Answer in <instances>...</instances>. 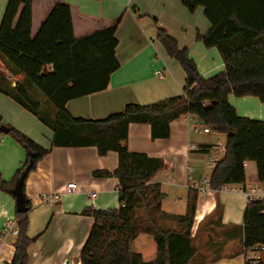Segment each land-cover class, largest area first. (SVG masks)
<instances>
[{"label": "trees", "instance_id": "obj_1", "mask_svg": "<svg viewBox=\"0 0 264 264\" xmlns=\"http://www.w3.org/2000/svg\"><path fill=\"white\" fill-rule=\"evenodd\" d=\"M34 0H9L0 25V92L12 97L53 131V147H89L100 156L114 151L118 166L113 171L93 172L97 178L118 180L120 206L95 209L84 215L93 218L90 233L81 249L80 264H190L197 253L192 236L198 189L189 192L185 214L163 210L165 193L153 178L165 170L163 158L132 152L127 147L132 123L149 124L153 139L170 136L171 123L193 115L210 131L225 135V154L210 176V186H240L245 190L246 161H254L258 181L264 184V120L240 116L229 95L252 96L264 105V0H183L190 13L199 7L211 24L210 31L197 39L207 48H217L225 63L224 70L206 78L190 56L188 48L163 27L157 39L167 54L177 60L186 73L182 95L151 103H128L122 110L105 118L75 117L69 101L103 91L120 67L116 49L119 22L77 38L71 6L57 3L36 35L32 33ZM157 23V22H156ZM13 76L22 80L12 84ZM1 121V118H0ZM0 122V127L2 126ZM10 135L26 151V159L0 189L12 192L24 176L28 177L50 154L46 149L12 126ZM3 133H0V135ZM206 151V150H204ZM16 211L18 235L15 253L7 264H28L29 248L39 236L30 237L29 212ZM221 211L222 207L217 206ZM175 223V228L171 224ZM244 248L264 246V199L249 201L243 216ZM140 234H149L157 244V256L145 261L134 250ZM250 264V263H249ZM256 264H264V259Z\"/></svg>", "mask_w": 264, "mask_h": 264}, {"label": "crops", "instance_id": "obj_2", "mask_svg": "<svg viewBox=\"0 0 264 264\" xmlns=\"http://www.w3.org/2000/svg\"><path fill=\"white\" fill-rule=\"evenodd\" d=\"M8 1L0 0V25ZM57 3L71 6L77 38L120 20L116 54L121 67L112 74L107 89L68 102V110L75 117L101 119L122 110L128 103L151 104L184 93L186 73L156 38L155 28L159 26H165L180 47L188 48L204 77L209 78L225 68L219 50L207 48L197 39L198 34L205 35L211 29L203 7L191 14L183 0H34L33 35L37 34ZM4 68L0 66L2 71ZM156 70L165 71V77H157ZM22 78L19 76L17 80ZM229 101L240 116L264 120V105L258 98L230 94ZM0 118L3 125L16 128L51 150L39 162L37 170L30 174L25 187L32 203L28 235L39 236L29 248L28 264H80L81 249L93 225V218L84 215L83 211L88 207L108 209L120 206L118 180L93 175L96 170L116 169L118 154L111 151L100 156L94 146L53 147V131L12 97L1 92ZM196 126L201 128L199 132L194 130ZM204 127L196 117L188 114L171 123L168 138L153 139L149 124L132 123L126 144L132 152L165 160L166 169L158 173L153 182L161 184L165 193L162 208L167 213L185 214L190 190H204V193L200 191L192 227L197 253L190 264H249L251 256L248 253L251 252L244 248L243 232V216L249 201L243 191H216L203 184V180H210L212 171L209 168L213 169L205 156L212 154L213 140L219 138L211 136L219 133L204 132ZM216 151L219 153V149ZM222 153L220 159L225 154ZM25 159V149L10 135L1 134L0 181L11 180ZM245 169L246 190L264 186L258 181L254 161H246ZM190 175L192 179L188 178ZM72 182L83 189L72 194L64 193L62 189ZM93 193L96 197H92ZM54 194H59L56 201L44 199L45 195ZM218 205L222 207L221 211L217 209ZM15 213L16 198L9 191L0 189V259L4 264L10 262L15 253L17 235L4 229ZM207 221L222 228L219 241L229 245L228 253L221 252L219 246L215 247L206 235H202V225ZM176 226L171 224L172 228ZM13 229L17 230V226ZM133 246L145 261L154 260L158 254L154 237L149 234H140Z\"/></svg>", "mask_w": 264, "mask_h": 264}, {"label": "built area", "instance_id": "obj_3", "mask_svg": "<svg viewBox=\"0 0 264 264\" xmlns=\"http://www.w3.org/2000/svg\"><path fill=\"white\" fill-rule=\"evenodd\" d=\"M155 74L157 77H160V78H163L166 75L165 71H163V70H156ZM10 77H13V75L10 74ZM194 130L196 132H199L201 130V128L199 126H196L194 128ZM203 131L209 132L210 130L208 127H204ZM220 146H221V150L223 152H225V144L220 143ZM218 160L219 159L217 157H209V166L214 168V166L216 165ZM188 178L192 179L191 175ZM203 184L210 186V180L209 179L203 180ZM82 189L83 188L78 186L75 182H72V183H69L67 186H65L62 189V191L64 193H67V194H72L76 191H81ZM220 190L243 191L247 195L248 201L264 199V190L261 187L251 188L249 190H246V189L242 190L241 188L234 187V186H223ZM200 191H202V193H204L203 192L204 190L202 188ZM58 197H59V194L45 195L44 199L49 201V202H54V201H56V199ZM92 197H96V194L93 193ZM10 232H12V234L18 235V230H15L13 228L10 229ZM250 252L252 253L251 258H250V264H256L257 262L264 259V246H262V245L255 246L252 250H250ZM0 264H4L1 259H0Z\"/></svg>", "mask_w": 264, "mask_h": 264}, {"label": "rangeland", "instance_id": "obj_4", "mask_svg": "<svg viewBox=\"0 0 264 264\" xmlns=\"http://www.w3.org/2000/svg\"><path fill=\"white\" fill-rule=\"evenodd\" d=\"M191 14H193V13H191ZM153 22H154V19H153ZM161 27L166 28L165 26H161ZM155 29H156V35H157L158 28H155ZM166 30H167V28H166ZM0 66H4L5 67V65L3 64V62H1V60H0ZM4 69L6 71V68H4ZM18 77L19 76H17V77L16 76L11 77L12 78V81L13 82L16 81ZM211 136H218L220 139L219 138H214V140H213L214 141V145L212 146V154H206L205 160H209V157H217L218 159H220V157L222 156L221 154H223L222 153V150H221L220 143H223V144L225 143V137L223 135H219V134L218 135L217 134H213ZM216 149H219V153H217ZM209 171L211 172L212 170L209 168ZM261 188L264 190V186H261ZM215 218H218V215H215ZM14 224H15V227H14ZM207 224H208V221H207V223H204L202 225V228H203L202 235H206L207 238H209L211 240V242H213V244H214L215 247H218L219 246L220 247L219 250L221 252L228 253L230 251L229 245L225 244V241H222V240L219 241L221 239V235L223 234L222 228L220 226H215V225H211V224H208L207 225ZM16 226H17V220H16V217L14 216V217L10 218L6 222V225H5L6 228H4V229H5L6 232H10V229L12 227L13 228H16ZM209 228H211V230H208ZM212 230H213V235H212ZM208 232H209V234L207 235L206 233H208ZM1 245H0V248H1L0 255H1V251H2ZM134 250H135V248H134ZM248 254H249V256H251V253H248Z\"/></svg>", "mask_w": 264, "mask_h": 264}, {"label": "water", "instance_id": "obj_5", "mask_svg": "<svg viewBox=\"0 0 264 264\" xmlns=\"http://www.w3.org/2000/svg\"><path fill=\"white\" fill-rule=\"evenodd\" d=\"M16 85V84H14ZM0 133L3 134H9L10 133V128L7 127L6 125H2L0 127ZM27 174H25L24 176H22L16 183V186L14 187V189L12 190V192L15 194L16 196V211L19 213L22 212H27L28 211V206H27V195L24 189V180ZM1 181H0V185H1ZM69 264V263H67Z\"/></svg>", "mask_w": 264, "mask_h": 264}]
</instances>
